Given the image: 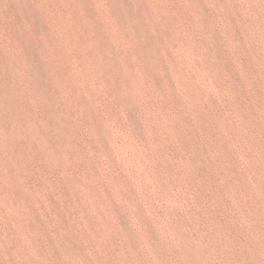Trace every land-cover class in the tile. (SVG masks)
<instances>
[{
  "label": "rangeland",
  "instance_id": "1",
  "mask_svg": "<svg viewBox=\"0 0 264 264\" xmlns=\"http://www.w3.org/2000/svg\"><path fill=\"white\" fill-rule=\"evenodd\" d=\"M0 264H264V0H0Z\"/></svg>",
  "mask_w": 264,
  "mask_h": 264
}]
</instances>
